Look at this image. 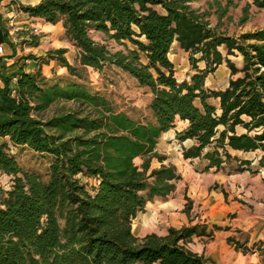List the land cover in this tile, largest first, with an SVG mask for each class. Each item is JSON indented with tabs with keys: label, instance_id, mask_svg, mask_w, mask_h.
Listing matches in <instances>:
<instances>
[{
	"label": "trees",
	"instance_id": "obj_1",
	"mask_svg": "<svg viewBox=\"0 0 264 264\" xmlns=\"http://www.w3.org/2000/svg\"><path fill=\"white\" fill-rule=\"evenodd\" d=\"M198 1L41 0L21 6L30 18L63 24L66 40L78 50L77 65L65 57L67 49L50 57L71 77L82 81L88 69L121 70L152 94L151 119L117 112L108 98L79 83L49 85L42 65L35 73L3 74L7 67L0 58V174L12 178L10 190H0V264H205L188 248L194 237L214 235L201 225L142 239L133 231L147 205L166 199L182 179L157 151L179 122L187 127L178 142L193 143L184 158L205 161V171L239 162L233 152H260L254 173L264 171V29L239 36L220 32L210 21L214 6L194 9ZM215 4L221 18L233 2ZM253 7L264 10V0H247L242 24ZM93 33L124 50L113 52ZM175 44L190 55L189 80L176 77L170 60ZM222 65L230 70L228 87L209 89L207 79ZM59 102L78 109L46 119ZM11 146L51 156L46 178L25 171ZM153 159L160 168L151 169ZM252 164L240 161L235 170L252 171ZM254 247L264 260V243Z\"/></svg>",
	"mask_w": 264,
	"mask_h": 264
},
{
	"label": "rangeland",
	"instance_id": "obj_2",
	"mask_svg": "<svg viewBox=\"0 0 264 264\" xmlns=\"http://www.w3.org/2000/svg\"><path fill=\"white\" fill-rule=\"evenodd\" d=\"M2 1L0 0V3ZM216 1L220 2L222 8H226L229 1L233 2L227 15L220 18L219 14L221 13L217 11L219 6L215 4ZM24 2L29 3L32 0H24ZM246 4L247 0H200L193 3L192 7L204 11L210 10V5H213L214 7L211 9L212 16L210 17L212 26H218L220 32L226 31L230 36H239L264 29V10L254 7L250 10L248 21L245 24L241 23L243 8ZM2 8L0 7V11H2ZM12 19L15 18L8 19V25ZM25 21L28 22L30 27L25 31L23 25L19 24L24 29L25 35H21L18 39L17 50L24 60H33L32 58L34 60L35 58L43 60L40 63L45 65V76L49 85L54 83L66 85L76 82L86 86L93 93L101 94L108 98L117 112H126L134 120L140 122H147L151 119L149 111L150 93L146 89L141 88L136 80L115 67H107L103 73L94 70H83L84 80L82 81L71 77L68 71L59 65L58 61L50 57L51 52L54 50L67 49L68 52L65 57L71 64L77 65L78 50L66 40L63 24L60 23L54 29L48 31L45 30L44 21L39 19H26ZM32 25L38 27L41 32L38 36L28 37L27 34L30 32ZM92 36L96 42L108 46L113 52L124 50L122 46L109 41L103 34L93 33ZM8 44L10 43L8 42ZM3 46L6 50V46ZM170 60L176 66L178 80H189L190 75L193 74L190 55L183 52L175 44L170 54ZM233 60L239 67L242 66L241 59L233 58ZM28 64L34 66L32 61ZM199 66L203 68L205 65L200 63ZM228 72L226 65H223L218 72L209 77L207 87L212 90L224 89L230 79ZM0 85H2L1 81ZM211 102L217 106L219 105L218 100L213 99ZM76 109H78V106L74 103L59 102L46 113L45 118L49 119ZM2 142H5V140H0V143ZM187 146L188 144H186ZM184 148L185 146L178 142L177 137L172 139L168 135L160 142L158 153L167 158L165 164L175 166L184 179L178 183L179 191L177 193L166 199H156L150 202L146 210L140 214V218L135 220L133 230L138 238H144L145 233H156L159 236H164L168 228L173 224L179 226L183 223L182 218H185V220L190 217L194 220L199 218V222H202L203 218H205L203 202L204 197H206V191L210 192L213 189L215 192H224L225 185L220 183L223 179L215 174L205 173L203 170L204 162L186 161L182 156ZM11 149L15 152L14 155L25 171L34 172L46 178L53 161L51 156L35 153L28 148L12 146ZM237 156L242 159L247 158V160L253 162L252 168L255 169L258 166L261 154H253L250 157L244 154H237ZM135 162L137 165H141L143 161L142 159H137ZM236 166L237 164L233 162L227 166V169L231 172L235 170ZM160 167L161 163L157 159H153L151 169ZM251 174L254 173L251 171ZM262 175L264 176V171H262ZM229 180L232 181V179ZM261 180L258 175L252 178L238 177L235 184L238 188L236 192L239 200L243 202L256 201L264 204V183ZM231 183L234 184V181ZM11 186L12 178L0 174V190H10ZM191 189L195 190V194L200 197V200L191 201V199L187 198L188 190ZM189 207L190 213H187L184 217V212Z\"/></svg>",
	"mask_w": 264,
	"mask_h": 264
},
{
	"label": "crops",
	"instance_id": "obj_3",
	"mask_svg": "<svg viewBox=\"0 0 264 264\" xmlns=\"http://www.w3.org/2000/svg\"><path fill=\"white\" fill-rule=\"evenodd\" d=\"M40 1L41 0H32V2L25 3L24 0H3L0 3V7H3L2 11H0V45L6 46V56L8 57V62L2 63V66L7 67V69L2 72L3 74H19L21 71H23L24 73H35L37 69L42 65L43 74L45 76V65L40 63L43 60H41L40 58H35V60H24L21 58V55L17 50V46L11 41V30L8 25V19L10 20L13 17L15 18V20L17 19L16 22L18 24L23 25L25 31L28 30L30 26H28V22H26L25 20H33L34 18H30L25 12H23L21 10V6H36L40 3ZM39 20L44 21L42 19ZM44 23L45 30L48 31L54 29L55 26H58L60 24L59 23L57 25H51L46 23L45 21ZM8 42L11 45L8 44ZM30 61L34 63V66L28 64L30 63ZM222 67L223 65L220 66L216 72H218ZM88 70L92 71V69ZM227 70L229 71L228 74L229 78L231 79L230 70L228 68ZM228 85L229 82L224 89H226ZM150 97L152 98V94H150ZM186 127L187 124L179 122L177 128L165 134L160 140V142L164 140L165 137H167L168 135L170 136V138L175 139L177 137V134L182 132ZM159 144L157 147V151L159 148ZM186 144H188L187 147ZM192 145L193 143L190 141L184 144L185 148H189ZM182 154V156L184 157V150H182ZM232 154L233 156L237 157L240 161H243L247 160V158H239L237 154H244L250 157L253 154L261 153L233 152ZM185 160L189 162H204V172L212 173L218 177H221L223 180L220 183L225 185V190L224 192H215L213 189L210 192L206 191V197H204L203 202L205 209V218H203L202 222H199V218H197L196 220H194L192 217L186 220L185 218H182L183 223H181L179 226L173 224L171 227L168 228V230L170 228L181 229L183 227L201 225L205 227L208 232L214 231V235L211 238L203 236L194 237L193 241L188 246V248L193 253L203 257L205 264H264L262 256L254 247V245L257 243H264V204L256 201L243 202L239 200L236 192L238 188L235 184L238 177L252 178L256 177L257 175L261 177V181L264 183V176L262 175V172L254 173L256 168L252 169V172L254 174H251V170L247 168L243 171L234 170L230 172L227 167L226 169L221 171H216L215 169L205 171V161L200 159ZM240 161L234 162L237 164L235 168L240 166ZM180 175L182 179L179 182L184 179L183 175ZM229 179H232V181H234V184H232V181ZM178 183L176 184L175 191L169 196H173L179 191ZM195 193L196 192L194 189L188 190L187 198L191 199V201L200 200V197L196 196ZM189 210L190 207L186 210V212H184V217L187 213H190ZM139 218L140 214L137 219ZM216 227L221 228V230L215 231ZM147 235L148 233H145V237ZM230 239H234L240 244L245 245L246 248H248L250 251L245 253L242 250L237 249V245L231 243L229 241Z\"/></svg>",
	"mask_w": 264,
	"mask_h": 264
},
{
	"label": "built area",
	"instance_id": "obj_4",
	"mask_svg": "<svg viewBox=\"0 0 264 264\" xmlns=\"http://www.w3.org/2000/svg\"><path fill=\"white\" fill-rule=\"evenodd\" d=\"M9 28L11 30V41L13 44H18V39L21 35L25 33L24 29L20 27V25L16 22L15 19H12L9 23ZM40 29L34 25L31 26L30 32L27 34L28 37L30 36H38L40 34ZM25 35V34H24ZM0 58H4L5 62H8V57L6 56V50L3 45H0ZM17 79H14V82H16ZM12 148V146H11ZM11 153L15 154L14 151L11 149Z\"/></svg>",
	"mask_w": 264,
	"mask_h": 264
}]
</instances>
